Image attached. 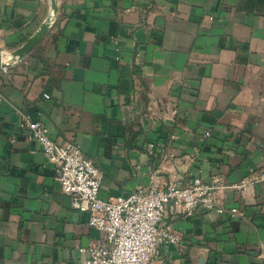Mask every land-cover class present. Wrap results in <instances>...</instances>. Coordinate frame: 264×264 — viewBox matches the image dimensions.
Wrapping results in <instances>:
<instances>
[{"label":"crops","instance_id":"crops-1","mask_svg":"<svg viewBox=\"0 0 264 264\" xmlns=\"http://www.w3.org/2000/svg\"><path fill=\"white\" fill-rule=\"evenodd\" d=\"M57 2L40 42L0 70V264H78V248L103 238L25 141L20 114L80 147L104 200L220 178L216 202L243 216L167 205L182 240L161 247L166 264H264V182L232 187L264 170V0ZM48 7L0 0V52L18 48Z\"/></svg>","mask_w":264,"mask_h":264},{"label":"built area","instance_id":"built-area-1","mask_svg":"<svg viewBox=\"0 0 264 264\" xmlns=\"http://www.w3.org/2000/svg\"><path fill=\"white\" fill-rule=\"evenodd\" d=\"M49 99L47 94L43 95ZM19 128L26 142L36 143L54 169L61 192L74 211L87 215V222L103 234L100 243L79 247L78 264H166L160 255L164 245H179L182 236L165 221L166 206L178 207L182 214L194 210L215 212L230 219L243 216L237 208H225L215 200L221 188L219 177L204 182L192 176L186 184L167 183L138 187L125 197L101 199L102 173L74 143L57 144L39 121L20 114ZM14 140L11 141L13 143ZM264 182V170L251 175L233 188L244 190Z\"/></svg>","mask_w":264,"mask_h":264},{"label":"water","instance_id":"water-1","mask_svg":"<svg viewBox=\"0 0 264 264\" xmlns=\"http://www.w3.org/2000/svg\"><path fill=\"white\" fill-rule=\"evenodd\" d=\"M48 2L49 7L46 16L38 28L14 51L10 53L0 52V70L8 69L21 63L51 28L57 17L58 2L57 0H48ZM198 264H204V259H200Z\"/></svg>","mask_w":264,"mask_h":264}]
</instances>
